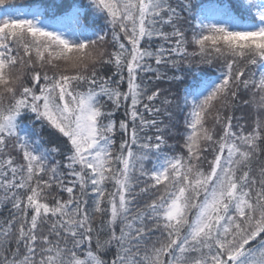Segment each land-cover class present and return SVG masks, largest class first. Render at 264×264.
I'll return each instance as SVG.
<instances>
[{
	"label": "snow or ice",
	"instance_id": "snow-or-ice-1",
	"mask_svg": "<svg viewBox=\"0 0 264 264\" xmlns=\"http://www.w3.org/2000/svg\"><path fill=\"white\" fill-rule=\"evenodd\" d=\"M0 264H264V0H0Z\"/></svg>",
	"mask_w": 264,
	"mask_h": 264
},
{
	"label": "trees",
	"instance_id": "trees-1",
	"mask_svg": "<svg viewBox=\"0 0 264 264\" xmlns=\"http://www.w3.org/2000/svg\"><path fill=\"white\" fill-rule=\"evenodd\" d=\"M16 4H21L27 2V0H15ZM163 87H167V84H163Z\"/></svg>",
	"mask_w": 264,
	"mask_h": 264
}]
</instances>
